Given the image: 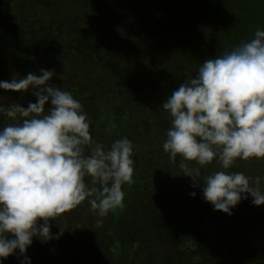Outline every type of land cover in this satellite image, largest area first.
<instances>
[{
	"label": "clouds",
	"instance_id": "1",
	"mask_svg": "<svg viewBox=\"0 0 264 264\" xmlns=\"http://www.w3.org/2000/svg\"><path fill=\"white\" fill-rule=\"evenodd\" d=\"M56 75L41 68L38 75L0 81V90L36 98L27 107L0 105L11 121L0 126V264L17 253L20 264H31L26 252L33 238L59 239L64 231L53 234L50 221L86 200L101 218L122 209L123 187L133 183L132 142L95 141L81 102L51 83ZM161 107L170 118L164 152L172 162L181 160L183 175L215 211L230 216L249 197L264 205L261 177L228 171L237 160H264V29L205 59ZM213 161L221 170L202 175Z\"/></svg>",
	"mask_w": 264,
	"mask_h": 264
},
{
	"label": "rangeland",
	"instance_id": "2",
	"mask_svg": "<svg viewBox=\"0 0 264 264\" xmlns=\"http://www.w3.org/2000/svg\"><path fill=\"white\" fill-rule=\"evenodd\" d=\"M49 1L3 0L4 4L15 3L16 14L7 22L3 19L7 8H1L3 5H0V33L7 35L6 41L13 39L14 50L21 48L23 53L19 57L12 53L4 62L6 65L0 67V74L5 71L11 77L22 78L30 72L38 75L41 68L55 70L57 75L51 83L68 91L70 86L74 88L71 92L81 102L91 121L90 134L94 140L105 146L121 137H127L132 142L135 178L133 177L134 183L129 188L131 200L127 202L130 203L119 213L121 229L118 232L121 233L123 227L127 230L135 226L148 209L150 201H157L159 205L158 199L163 195L179 207H189L200 196V192L198 188L191 186V178L183 175V170L179 167L181 160L177 158L172 162L162 148L170 127V118L161 104L188 76H194L198 70L196 67L201 64L192 65L180 60L176 56L177 44H172L175 42L174 35L166 32L165 28L153 29L152 36L149 37L143 35L135 20L122 12L120 7L114 6L113 17L105 22L92 24L90 19L95 15V10L88 4H79L84 11L81 13L84 17L81 20L76 12L80 10L73 9L70 3L65 6L68 1H64L58 9ZM60 12L65 13V20H59L61 14L55 16ZM17 16L21 18L22 25L26 23V32L11 24ZM39 24L41 27L36 29L35 26ZM92 25L97 28L99 25L104 32L100 36H96V32L89 34L84 27ZM8 29L13 30L14 36ZM6 67L8 68L4 69ZM60 74L64 75L62 81L59 79ZM9 94L16 95L15 92ZM21 94L19 93L20 96ZM22 98L26 105L36 102L35 97L25 93ZM14 101L13 97L1 91L0 105L7 107L8 103ZM245 164L247 161L237 160L228 171L242 172ZM189 166L197 167L194 162ZM238 166L241 167L237 168ZM160 169L166 181L164 184L159 181L161 188L154 194L142 188V183L138 184L156 176ZM218 170H221L220 164L213 161L201 168V174L207 175ZM167 180L170 181L169 184L177 183L176 186L171 184L170 189H165ZM193 191L196 193L195 197L190 195ZM164 209L170 213L172 211L167 207ZM90 210L88 205L85 212L96 215ZM74 223L78 224L75 227L73 224L74 230L85 232L91 222L77 215ZM69 225L71 224L66 226ZM171 231L176 239L181 235L178 228ZM154 233L157 240H138L141 244L133 251L130 264H171L165 261L169 246L160 244L167 242L166 233H161L160 229ZM137 238L136 234L135 240L126 243L125 253ZM118 264L129 263L128 260H121Z\"/></svg>",
	"mask_w": 264,
	"mask_h": 264
},
{
	"label": "trees",
	"instance_id": "3",
	"mask_svg": "<svg viewBox=\"0 0 264 264\" xmlns=\"http://www.w3.org/2000/svg\"><path fill=\"white\" fill-rule=\"evenodd\" d=\"M64 1H68L65 6L70 3L73 9L80 10L76 12L81 20L84 18L81 15L84 12L82 5L88 4L95 10V15L90 19L92 24L105 22L113 17L114 6H117L135 20L143 35L149 37L152 36L153 29L165 28L166 32H172L174 35L175 42L172 44H177L176 56L192 65L202 64L205 59L221 55L233 46L253 38L258 28L264 29V0H50L49 2L58 9ZM0 5H3L1 8H7L4 10L6 13L3 19L8 22V19H12L16 14V5L4 4L3 0H0ZM76 12L74 13L77 14ZM60 14L59 20H65V13L60 12L55 16L58 17ZM1 15L0 13V17ZM87 18L86 16L85 19ZM13 20L11 24L14 27L25 32L28 30L26 23L22 25L19 16ZM40 27V24L35 26L36 29ZM84 28L89 34L96 32V36L104 32L99 25L98 28L95 25ZM8 30L13 32L12 29ZM14 34L13 32L11 35ZM161 169L156 174L157 180L151 182L154 193L161 188L160 182L166 181ZM242 172L253 180L257 176L261 177V188L264 189V160L247 161ZM169 182L164 185L165 189H170L171 184L173 186L177 184L172 182L169 184ZM198 189L201 196L202 191ZM200 196L189 207H179L171 203L165 195L158 199L159 205L157 201L151 200L148 209L143 212L144 215L142 214L143 217L131 231L138 236L135 247L137 249L140 247L141 242L138 240L142 241L143 238L157 240L158 237H155L154 232L160 229L168 238L167 242L160 244L169 246L168 252L170 250L171 252L166 253L165 261L171 264H264V205L254 206L251 197L246 199L247 201L242 199L229 216L215 211L213 206ZM129 203L127 202L126 206ZM166 207L172 209L171 213L164 209ZM174 228H178L181 233L177 239L171 233ZM168 229H171V232Z\"/></svg>",
	"mask_w": 264,
	"mask_h": 264
},
{
	"label": "flooded vegetation",
	"instance_id": "4",
	"mask_svg": "<svg viewBox=\"0 0 264 264\" xmlns=\"http://www.w3.org/2000/svg\"><path fill=\"white\" fill-rule=\"evenodd\" d=\"M6 36L7 35L4 33L1 34L0 37V67L6 65L4 62L8 60L12 53H15V57H19V54L23 53L20 51L21 48L14 50L13 39H8L6 41ZM21 60L23 61L24 57H22ZM10 65L11 63H9V66ZM7 68L8 67L4 69ZM22 72L25 73L24 70H22ZM12 78L13 77L9 76L5 71L0 74V81H8ZM69 88L70 91L74 90L71 86ZM3 92L6 93L7 96L13 97L15 100L13 103L17 102L22 106L27 107L22 98L24 93L20 96L19 93L13 95L4 90ZM25 94L34 98V96L31 95V92ZM13 103H8L7 105L9 106ZM10 122L11 121L0 114V126ZM95 124H97V122ZM156 177L157 176L154 175L151 179H147L145 182L142 181L137 183H142V188L148 190L149 193L151 192L154 194L155 190L153 189L151 182L156 181ZM159 180L160 179H158V181ZM129 188L130 185H125L123 187L125 192L124 207L126 206L127 201L131 200L128 195L130 194ZM88 205L89 204L86 200L77 208L56 218V221H50L51 232L53 234H58L60 229L64 231L59 239L53 238L47 242H42L38 238H33V243L26 252V255L31 259V264H118L121 260H128V263L130 264L129 260L133 257V251L136 248V241L133 245H130L127 253H125L124 250L127 245L126 243L135 240L136 234L131 232L134 226L129 227L127 230L123 227L125 230H123L124 233H122L123 231H121V233L117 231L118 229H121L119 213H121L122 209H117L115 212H110V215H107V217L101 218L97 215H90V213L85 212ZM90 212L92 211L90 210ZM77 215H81L86 221L91 222L87 231L81 232L74 230V227L78 225L76 224L77 222L74 223ZM97 221L100 222L98 223ZM67 224L71 225L66 226ZM121 234L128 236H121ZM17 255L18 253L8 257L3 261V264H20Z\"/></svg>",
	"mask_w": 264,
	"mask_h": 264
}]
</instances>
